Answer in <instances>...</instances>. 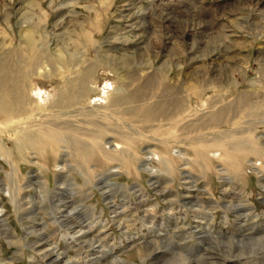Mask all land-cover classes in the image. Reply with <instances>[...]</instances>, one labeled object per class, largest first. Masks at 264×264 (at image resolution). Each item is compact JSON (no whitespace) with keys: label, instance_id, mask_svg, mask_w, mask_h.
<instances>
[{"label":"rangeland","instance_id":"rangeland-1","mask_svg":"<svg viewBox=\"0 0 264 264\" xmlns=\"http://www.w3.org/2000/svg\"><path fill=\"white\" fill-rule=\"evenodd\" d=\"M24 20L29 22L26 24ZM22 25L37 29L34 35L37 44H44L49 55L53 56L56 47H61L63 54L69 57V53L79 49V58L75 56L76 75L87 64L95 63L98 54H108V60L112 53L118 58L121 55L115 52L118 47L131 52L134 66L114 71L106 64L95 65L91 85L85 91L86 100L79 103L81 106L76 104L62 109L67 113L61 115L60 120H71L77 126L74 135L76 137L80 131L82 139L78 138L79 134L76 138L85 144L88 156L81 151L79 155L77 149L64 144L48 145L42 149L46 153L41 151L40 155L27 145L20 156L12 143V139H19L14 131L15 123H21L23 128L27 125L26 129L30 127L34 134L41 135L38 132L40 126L45 128L47 125L44 119L53 121L56 116L53 114L59 109L51 107L50 103L56 92L53 89L57 90L65 81V75L70 73L61 72L58 65L51 76L36 74L30 78V95L42 101L27 106L35 105L36 110L11 121L0 117V144L10 152L6 148L0 149V208L3 210L0 217V264H52L41 258L44 240L32 245L42 239L34 229L39 230L43 225L32 231L26 229L35 226V213L45 222L43 235L62 251L60 263L93 264L99 261L104 264L102 261L112 252L125 260L123 264H259V260H248L264 256V114L261 113L264 109V0H0V57H6L14 49L30 54L25 40L21 39ZM199 31L202 35H197ZM218 53L223 55V61ZM61 65L66 66L64 62ZM198 66L200 69H196ZM45 69L44 72H50ZM144 69L147 74L155 73L164 84L170 82L183 94L186 104L191 105L184 111L185 115L189 114L188 119L182 118L185 120L182 122L181 117H177L175 123V119L160 117L159 121L149 122L132 114L112 112L109 103L116 90L122 87L127 91L134 90L136 82L132 84L134 87L128 88L123 82L126 84L132 74L140 71L138 76L142 83L146 76L142 72ZM194 79L209 84L194 93L187 88ZM104 86L109 88L106 94L103 93ZM157 86L152 95L156 97L151 98L153 102L162 98L165 90V85ZM244 91L253 93L254 100L259 105L262 103V108L248 114L249 108L244 106L235 119L220 120V123L210 116L207 120L199 119L232 105ZM50 93L53 94L49 96ZM170 106L167 104L166 108ZM191 110L197 111H193L194 114L190 113ZM110 122L114 126L111 127ZM205 122L213 124L205 128L196 125ZM172 124L175 126L171 127ZM187 124L191 125L189 130L185 129ZM217 126L222 129L218 130ZM94 130L97 133L102 131L98 136L103 146L113 145L111 149L103 147L107 155H103L101 147L93 145ZM233 131L242 133L241 137L235 134V138L246 140L247 149H228L229 153L219 147L206 149L203 146L206 140L217 135H231ZM117 143L119 148L115 147ZM197 149L202 152L200 156L207 151L205 159L198 156ZM214 151L220 155L213 156ZM235 153L236 163H228L226 156ZM155 154L167 159L162 156L161 161L153 159L146 164L155 170L152 175L143 170V160L145 156ZM116 156L121 160L124 156L125 162ZM39 196L51 199L59 206L64 197L70 196L76 200V205H82L93 225L92 233L97 235L94 246H70L68 238L66 240L63 236L64 229L54 224L51 215L47 214L51 210L48 207L50 201L47 199L40 207L36 201ZM241 221L249 228L255 227L253 240H246L241 235L237 228Z\"/></svg>","mask_w":264,"mask_h":264},{"label":"bare ground","instance_id":"bare-ground-1","mask_svg":"<svg viewBox=\"0 0 264 264\" xmlns=\"http://www.w3.org/2000/svg\"><path fill=\"white\" fill-rule=\"evenodd\" d=\"M182 10V9H181ZM139 11V10H138ZM26 12V11H25ZM180 12V11H179ZM33 13V12H32ZM177 13V12H175ZM23 15V14H22ZM21 15V16H22ZM26 15V14H25ZM39 16V15H38ZM23 17V16H22ZM61 18V17H60ZM64 18V17H63ZM25 19V18H24ZM27 19V18H26ZM167 19V18H166ZM168 20V19H167ZM24 23L27 24V22H29L28 20H24L23 21ZM63 22V21H62ZM169 23L170 20H168ZM37 24V23H36ZM35 24V25H36ZM167 24V23H166ZM173 25V24H172ZM23 29L21 31L22 35H21V39L22 40H25V43L26 45L29 47V53L27 55V53H23L22 49H14L11 51V53H8L6 55V57H0V117H4L6 118L7 120L11 121L12 119H15V118H20L21 116H25L27 114H29L28 112L30 110H36L35 108V105L34 107L30 106L31 108H28V103H31L33 105V103L35 102V104L39 101L41 102L42 99H40L39 97H32L30 95V90L29 88L31 87H28L30 85V82H31V79L34 75L36 74H39V75H43L45 77H48V76H51L54 72L56 68V66L58 65V67L60 66V69H61V72H70L67 75H65V81L62 82V84L59 86V88H57V90H54L53 91H56L53 95V98H52V101L50 102L51 103V107H55L58 108L59 110L57 112H54L53 115H56L55 117H53V121L52 120H48L47 121L44 119L45 123L47 124L46 127L44 128L42 125L40 126V129H39V134L41 135H36L33 133V131L29 128L26 129L27 125L25 126V128H23L21 126V123H18V125H13L19 139L17 138V140L15 139H12V143L15 147V149H17V151L19 152V155L22 156V151L24 150L23 148L28 145H30V147L32 146L34 148V150L38 151L39 155L41 154V151H44L42 150L43 148H45L46 146L48 145H61V144H64L66 146H68L69 148L71 149H77L79 152V155H80V151L84 154L85 152V155L88 156L89 154V150H86L85 151V144L78 138H81L82 136H80L79 132V136L78 137V134H76V138L75 137V133H77V126H75V124L71 121V120H66V121H61L60 120V117H62L64 114L67 113V111L63 112L62 109L63 108H69L71 106H74L76 104H79L80 102H83L86 100V94H85V91L86 89L89 87V84L92 80H91V76H92V72L94 71V67L95 65H99V64H106L108 65V67H111L114 71H119L123 68H127L128 67H131V66H134V59L133 57L131 56V52H129L128 50H123V48L121 47H118L115 52L117 54H121L119 55L118 58L117 55H114L112 53V56L111 54L109 55L110 56V60L107 59V55L106 56H103L102 54H98V57H97V60L95 61V63H90V64H87L88 66H86L83 70H81L80 74L76 73L74 74L75 72V68H76V64H77V61L75 60V56H77V53H78V50L74 53H69L70 57L67 56V55H64L63 53V50L62 48H57L54 49V53H53V56L50 54H48V51L47 49L45 50L43 47H44V44H41V45H38L37 44V41L34 37L36 30H34L31 26H28V25H22ZM175 26V25H174ZM82 27V26H81ZM168 27V26H167ZM172 29V28H171ZM86 30V29H85ZM84 30L85 33H87L86 31ZM209 30V29H208ZM210 31V30H209ZM207 32V31H206ZM34 33V34H33ZM45 33V32H44ZM49 33V32H48ZM83 33V31L81 32ZM172 34V33H171ZM196 34V33H195ZM205 34V32H204ZM208 34V33H207ZM197 35H202L201 31H199V33H197ZM211 35V33H210ZM173 36V35H172ZM204 36V35H203ZM41 39H42V36H40ZM84 37L86 39H89V36L87 35H84ZM50 38V37H49ZM94 39V38H93ZM40 40V39H39ZM204 39H202L203 41ZM125 41V40H124ZM207 41V40H206ZM209 41V40H208ZM123 42V41H122ZM200 42V41H199ZM207 43V42H206ZM18 45V44H17ZM21 46V45H20ZM6 47V46H5ZM53 47V46H52ZM136 47V46H135ZM202 47V46H200ZM209 47V46H208ZM7 48V47H6ZM21 48V47H20ZM141 48V47H140ZM145 48V47H144ZM206 48V47H205ZM40 49V50H39ZM10 52V51H9ZM138 52V51H137ZM94 53V52H93ZM101 53V52H100ZM140 53V52H139ZM219 54V53H218ZM1 56V55H0ZM78 57V56H77ZM82 57V56H81ZM219 57H220V60L223 61V55L222 54H219ZM79 58V57H78ZM88 58V57H87ZM217 58V57H216ZM227 58V57H226ZM215 59V58H214ZM27 61H29L27 63ZM79 61V60H78ZM227 61V60H226ZM66 64V66L64 65H61V63ZM82 62V60H81ZM89 62V61H88ZM141 62V61H140ZM214 63V65H218L219 63H216V62H212ZM211 63V64H212ZM147 65V64H146ZM221 65V64H220ZM226 65V64H225ZM228 65V64H227ZM231 66V65H230ZM52 67V68H51ZM218 67V66H217ZM44 68H46L47 70H50V72L47 71L44 72ZM82 68V67H81ZM45 69V70H46ZM79 69V68H78ZM147 69V68H146ZM162 69V68H161ZM159 68V70H161ZM196 69H200V66H198ZM205 69V68H204ZM221 70V68H220ZM78 71V70H77ZM134 71V70H133ZM153 71V70H152ZM197 70H195L196 72ZM219 71V70H218ZM224 71V70H223ZM230 71V70H229ZM138 72V71H137ZM142 72L144 74H146V76H144V81L141 83L139 82V79L140 77L138 76L140 74V71H139V74H132V81H130V83L126 82V84L123 82V86H125L126 88H128L129 86H132L134 87V85H132L134 82L137 83V87L134 89V90H131V91H127V89L125 88H119L117 89V93L116 95L112 98L111 103H109L112 108V112L114 111L115 113H122V114H132L134 116H139L140 119L141 117L143 119L148 120L149 122L150 121H154V120H160L159 118L160 117H163L165 120H171V119H175L177 117H181V120L182 118H185L186 116L188 115H185L184 114V111L187 110V108H190L191 105H188L186 104L185 102V99L184 97L182 96L183 94L180 93V91L178 89H176L175 86L169 84L170 82H168V85L164 84V80H162L160 78V80H158V76H156L155 73H151L148 71H145L142 70ZM215 72V71H214ZM221 72V71H220ZM244 72V71H242ZM130 73V71L128 72ZM134 73V72H133ZM141 73V74H143ZM61 74V73H60ZM63 74V73H62ZM61 74V75H62ZM193 74V73H192ZM196 74V73H194ZM203 74V73H202ZM213 74H217V73H213ZM128 75V74H126ZM58 76V75H57ZM204 76V75H203ZM122 77V76H121ZM124 77V76H123ZM185 77V76H184ZM190 77V76H188ZM198 77V75L196 76ZM213 77V76H212ZM215 77V76H214ZM228 77V76H227ZM31 78V79H30ZM30 79V80H29ZM114 79V78H113ZM121 79V78H120ZM126 79V78H125ZM188 79V78H187ZM186 79V80H187ZM217 79V77H216ZM171 80V79H170ZM229 80V79H228ZM262 80V79H261ZM118 81V79H117ZM122 81V80H121ZM167 81V79L165 80ZM188 81V80H187ZM211 81V80H210ZM221 81V80H220ZM184 82V81H183ZM215 82V81H214ZM227 82V81H226ZM236 82V81H235ZM259 82V81H258ZM114 83V82H113ZM173 83V82H172ZM249 83V82H248ZM254 83H256L254 81ZM33 84V82L31 83ZM122 84V82L120 83ZM157 84H163L165 85V90L164 93H163V96L162 98L159 97V99L155 102V99H154V102L151 100V98H154L156 97V95H154V97L152 96L153 93L155 92L156 88L158 87ZM175 84V83H174ZM207 84H209V82L207 83L205 80H199V79H194V82H190V84H188V89L189 90H192V92L194 91L195 92H200L201 90H203L204 86H207ZM212 84V82H211ZM220 84V83H219ZM232 84V83H231ZM237 84V83H236ZM235 84V85H236ZM260 84V83H259ZM118 85V84H117ZM186 85V84H185ZM249 85V84H248ZM252 85V84H251ZM31 86V85H30ZM33 86V85H32ZM107 86V85H106ZM112 86V85H111ZM121 86V85H120ZM128 86V87H127ZM183 86V85H182ZM211 86V85H210ZM209 86V87H210ZM216 86V85H215ZM218 86V85H217ZM222 86V85H221ZM238 86V85H237ZM254 86V84H253ZM131 87V88H132ZM161 87V86H160ZM264 87V86H263ZM105 88V86H104ZM130 88V89H131ZM163 88V87H162ZM206 88V87H205ZM251 88V87H250ZM262 88V87H261ZM112 89V88H111ZM110 89V90H111ZM241 89V88H240ZM109 88H105L103 89V93H107L109 92L108 91ZM184 90V89H183ZM211 90V89H210ZM229 90V89H228ZM264 90V89H263ZM52 91V92H53ZM227 91V90H226ZM250 91V90H249ZM257 90H255L256 92ZM114 92V91H113ZM185 92V90H184ZM238 92V91H237ZM236 92V93H237ZM254 92V93H255ZM264 92V91H263ZM92 93V92H91ZM105 93V94H106ZM215 93V92H214ZM232 93V92H231ZM261 93V92H260ZM49 94V93H48ZM50 93L49 96L52 95ZM111 94V92H110ZM109 94V95H110ZM155 94V93H154ZM193 94V93H192ZM221 94V93H220ZM229 94V93H228ZM37 95V94H36ZM88 95V94H87ZM103 95V94H102ZM207 95V94H206ZM263 95V93L261 94ZM258 96V95H257ZM106 97V96H105ZM196 97V96H195ZM201 97V95H200ZM263 97V96H262ZM108 98V97H107ZM158 98V97H157ZM218 98V97H217ZM229 98V97H228ZM260 98V97H259ZM196 99V98H195ZM44 100V99H43ZM48 100V98H47ZM101 100H103V98H101ZM106 100V98L104 99ZM193 100V99H192ZM198 100V99H196ZM219 100V99H218ZM221 100V99H220ZM232 100V99H231ZM260 100V99H259ZM212 101V100H210ZM209 101V102H210ZM261 101V100H260ZM108 102V101H107ZM194 102V101H193ZM205 102V101H203ZM216 102V101H215ZM259 102V101H258ZM47 103V102H46ZM197 102L195 101V104ZM200 103V101H199ZM219 103V102H218ZM42 104V103H41ZM83 104V103H81ZM100 104V103H99ZM103 104V102H102ZM172 105L170 106L169 108L167 107L166 108V105ZM194 104V105H195ZM207 104V103H205ZM215 104V103H214ZM222 104V103H220ZM218 104V105H220ZM80 105V104H79ZM212 105V104H211ZM262 105V103H261ZM261 105L257 104V102L254 100V95L253 93H250V92H247V91H244V92H240V94L238 95L237 99L235 100V102L232 104V105H228V106H225V107H222V108H219L217 109L216 111H212L211 113H209L208 115H203L202 117H199L200 120H207L208 119V116H210L211 119L215 120L216 122L220 123V120H223L224 119H235V117L241 113L239 112L240 109L244 106H247L249 108L248 110V114L249 113H253L256 111V109H260L262 107H260ZM45 106V105H44ZM81 106V105H80ZM108 106V107H109ZM189 106V107H188ZM98 107V106H97ZM204 107V105H203ZM216 107V106H214ZM46 108V107H45ZM49 108V107H48ZM100 108V107H99ZM104 108V107H103ZM110 108V107H109ZM205 108V107H204ZM217 108V107H216ZM42 109V108H41ZM44 109V107H43ZM97 109V108H96ZM212 109V107H211ZM49 110V109H48ZM76 110V109H74ZM78 110V109H77ZM81 110V109H80ZM110 110V111H111ZM190 110V109H189ZM199 110V109H198ZM247 110V108H246ZM245 110V111H246ZM262 112L264 114V109L262 108ZM101 111V110H100ZM195 111V110H193ZM191 110L190 113L193 112ZM197 111V110H196ZM195 111V112H196ZM243 111V109H242ZM244 111V112H245ZM47 112V111H46ZM53 112V111H52ZM70 112V111H69ZM73 112V110H72ZM87 112V111H86ZM111 112V113H112ZM71 113V112H70ZM97 113V112H96ZM194 113V112H193ZM205 113V112H204ZM106 114V113H105ZM114 114V113H113ZM195 114V113H194ZM243 114V113H242ZM48 115V114H47ZM62 115V116H61ZM116 115V114H114ZM125 115H121L122 117ZM32 116V115H31ZM49 116V115H48ZM117 116H120V115H117ZM129 116V115H128ZM244 116V115H242ZM240 116V117H242ZM250 116V115H249ZM71 117V116H70ZM76 117V116H75ZM192 117V116H191ZM22 118V117H21ZM20 118V119H21ZM98 118V117H97ZM117 118V117H116ZM127 118V117H126ZM129 118V117H128ZM187 118V117H186ZM189 118V116H188ZM187 118V119H188ZM263 118V116H262ZM138 119V118H137ZM164 119L162 121H164ZM243 120L245 119L242 118ZM37 120V119H36ZM142 120V119H141ZM95 121V120H94ZM99 121V120H98ZM120 121V120H119ZM123 121V120H121ZM125 121V120H124ZM128 121H132V120H128ZM138 120H136L137 122ZM140 121V120H139ZM143 121V120H142ZM141 121V122H142ZM144 121V122H145ZM147 121V122H148ZM173 121V120H172ZM185 121V120H184ZM182 120V122H184ZM210 121V120H209ZM229 121V120H228ZM22 122V121H21ZM97 121H95L96 123ZM126 122V121H125ZM171 122V121H170ZM176 123V119L174 121ZM242 123H244L242 120L240 121ZM260 122V121H259ZM103 123V122H102ZM135 123V121H134ZM152 123V122H151ZM174 123V124H175ZM180 123V122H179ZM215 123V122H214ZM222 123V122H221ZM28 124V123H27ZM41 124V123H40ZM90 124V123H89ZM111 124V122H110ZM108 123V126L110 125ZM124 124V123H123ZM132 124V123H131ZM174 124L171 125L172 126H175ZM196 124V123H195ZM213 123H210L208 124V122H205V123H199V124H196L198 125L199 127L200 126H209V125H212ZM233 124V123H232ZM251 124V123H249ZM254 125V123H252ZM31 125V124H30ZM95 124H93L94 126ZM98 125V123H97ZM113 124H111V127H112ZM122 125V124H121ZM134 126L138 127L136 124H133ZM183 125V123H182ZM227 125V124H226ZM236 125V124H235ZM244 125V124H242ZM114 126V125H113ZM118 126V125H117ZM141 126V125H140ZM185 126V125H184ZM240 126V125H239ZM239 126L237 128H239ZM97 127H102V126H97ZM96 127V128H97ZM123 127V126H122ZM121 127V128H122ZM234 127V126H233ZM242 127V126H241ZM11 128V127H10ZM17 128V129H16ZM79 128V126H78ZM105 128V127H104ZM130 128V127H129ZM128 128V129H129ZM170 128V127H169ZM191 128V125L190 124H187L185 126V129H188ZM194 128V127H193ZM196 128V126H195ZM194 128V129H195ZM207 128V127H206ZM209 128V127H208ZM222 129V127H220ZM219 128V129H220ZM224 128V127H223ZM231 128V127H230ZM26 129V130H25ZM30 129V132L28 131ZM82 129V128H81ZM86 129V128H85ZM113 129V128H112ZM120 129V128H119ZM117 128V130H119ZM142 129V128H140ZM217 129H218V126H217ZM215 129V130H217ZM218 129V130H219ZM236 129V128H235ZM80 130V129H79ZM83 130V133H85V130ZM81 130V131H82ZM91 130V129H89ZM97 130V129H96ZM104 131V129H101ZM115 130V131H117ZM123 130V129H122ZM133 130V129H132ZM145 130V129H144ZM187 130V131H188ZM193 130V129H192ZM217 130V131H218ZM224 130V129H223ZM230 130V129H228ZM239 130V129H238ZM252 130V129H251ZM250 130V131H251ZM98 131V130H97ZM112 131V130H110ZM114 131V132H115ZM169 131V130H168ZM185 130H183L184 132ZM194 131V130H193ZM208 131H212V130H208ZM207 131V132H208ZM37 132V133H38ZM93 131H91L90 134H92ZM96 131L94 130V133ZM102 132V131H100ZM100 132H96L95 134L93 133L92 137H93V140L95 142V144L93 145H97L98 147H101V150L99 149V151L103 152L102 154L103 155H107L105 150L103 147L105 146V148H108V149H111L113 147L112 144H109V145H102L103 144V141L101 142V138H99L98 134ZM109 132V131H108ZM122 132V131H121ZM225 132V131H224ZM228 132V131H227ZM247 132V131H246ZM112 133V132H110ZM116 133V132H115ZM120 133V132H119ZM132 133V132H131ZM222 133V132H221ZM232 133L234 134H231L228 133V134H225L224 136H220V135H217L215 138L211 139V140H206V142L204 143L203 142V146L206 147V149L211 146H214V147H219L222 148V150H244V149H247L249 146L246 145V140L243 141L240 137L242 135H240L241 132H235L233 131ZM89 134V133H88ZM89 134V135H90ZM117 134V133H116ZM123 134V133H122ZM125 134V133H124ZM123 134V135H124ZM130 134V133H129ZM128 134V135H129ZM211 134V133H210ZM218 134V133H216ZM220 134V133H219ZM235 134H239L240 137H237L235 138ZM242 134V133H241ZM85 135V134H84ZM127 135V134H125ZM132 135V134H131ZM199 135H202L201 133ZM246 134H244V137H245ZM130 136V135H129ZM91 137V136H90ZM91 137V138H92ZM101 137V135H100ZM213 137V136H212ZM118 138V137H117ZM129 138V137H128ZM133 138V137H132ZM82 139V138H81ZM86 139V138H85ZM193 139V138H192ZM202 139V137H201ZM1 140V139H0ZM87 140V139H86ZM177 140V139H176ZM197 140V138H196ZM85 141V140H83ZM194 141V140H193ZM198 141H201L200 139H198ZM204 141V139L202 140ZM248 141V140H247ZM1 142V141H0ZM111 142V141H110ZM165 142V141H164ZM253 142V141H252ZM88 143V142H87ZM105 143V142H104ZM194 143V142H193ZM200 143V142H199ZM254 143V142H253ZM201 144V143H200ZM257 144V142H256ZM89 145V144H88ZM0 149L3 151V149H7V147L4 148V145L3 144H0ZM94 146V147H95ZM87 147V146H86ZM115 147L116 148H119V143L115 144ZM122 148V147H121ZM194 148V147H193ZM204 148V147H203ZM88 149V148H87ZM93 148L91 147V150ZM114 149V148H113ZM254 147L251 148V150H253ZM29 150V149H28ZM66 150V149H65ZM124 150V149H123ZM194 150V149H193ZM196 150V149H195ZM194 150V151H195ZM211 150V149H210ZM228 150V151H229ZM7 151L9 152V150L7 149ZM30 151V150H29ZM31 151H33L31 149ZM206 151V150H205ZM203 151V152H205ZM209 151V149H208ZM225 151V152H226ZM227 151V152H228ZM261 151V150H260ZM45 152V151H44ZM69 152V151H68ZM91 152V151H90ZM115 152V151H114ZM199 153H197V155L199 157L202 158V156H204V159L206 158L205 155H206V152L204 155H201L202 152L197 151ZM225 155H227V153H225ZM251 152V151H250ZM259 152V150H258ZM10 153V152H9ZM36 153V152H35ZM46 153V152H45ZM65 153V152H64ZM108 153V152H107ZM212 153V152H211ZM230 153V151H229ZM256 153V152H255ZM260 153V152H259ZM1 154V153H0ZM236 154V153H235ZM231 155V154H228V156H226V161L230 164L232 163H236V159L237 157L235 158L234 156H237V154L235 155ZM262 154V153H260ZM264 154V153H263ZM63 155V154H62ZM68 155V154H67ZM162 155V154H161ZM181 155V153L179 154ZM219 152L216 153L214 151V154L213 156H219ZM258 155V154H257ZM72 156V155H71ZM77 156V155H76ZM109 156H110V151H109ZM115 156V155H114ZM125 156V155H124ZM123 156V157H124ZM163 156V155H162ZM162 156H159L157 154L155 155H150L148 157L145 156V160H143V170L149 172L150 174L154 175L155 173V170L149 166V165H146V164H149L151 161L150 160H157V161H161V157ZM264 156V155H263ZM79 157V156H78ZM76 157V158H78ZM111 157V156H110ZM118 157H119V154H118ZM121 157V156H120ZM122 157V160L121 161H124ZM126 157V156H125ZM164 157V156H163ZM239 157V156H238ZM75 158V159H76ZM137 158V157H136ZM165 158V157H164ZM200 158V160H201ZM44 159V157H43ZM83 159V157L81 158V160ZM116 159L117 156H116ZM118 159V160H119ZM167 159V158H165ZM66 160V159H65ZM133 160V159H132ZM197 160V158H196ZM199 160V158H198ZM120 161V162H121ZM131 161V160H130ZM164 161V160H163ZM167 161V160H166ZM225 162V160H223ZM77 162V161H76ZM85 162V160H84ZM87 162V161H86ZM125 162V161H124ZM226 162V163H227ZM83 161L79 164H82ZM168 163V162H167ZM169 164V163H168ZM60 165V164H59ZM123 165V163L121 164ZM126 165V164H124ZM253 165H255L253 163ZM63 166V165H62ZM66 167V166H65ZM120 167H123V166H120ZM62 168V167H61ZM14 171V170H13ZM113 172V171H111ZM108 173V172H107ZM110 173V172H109ZM108 173V174H109ZM9 174V173H8ZM7 174V175H8ZM59 177V176H58ZM103 177V176H102ZM101 179V178H100ZM104 179V178H103ZM11 182V181H10ZM86 182V181H85ZM15 183V182H14ZM108 183V182H107ZM67 185V184H66ZM102 187V186H101ZM264 187V186H263ZM106 188V187H105ZM104 188V189H105ZM111 188V187H110ZM44 189V188H43ZM59 189V188H58ZM103 189V190H104ZM39 190V189H38ZM12 191V190H11ZM42 192V191H41ZM40 193V192H39ZM38 193V194H39ZM64 193V192H63ZM8 194V193H7ZM12 194V193H11ZM37 194V193H36ZM41 194V193H40ZM46 194V193H44ZM43 194V195H44ZM55 194V193H54ZM58 194V192L56 193ZM62 194V193H61ZM49 195V194H48ZM47 195V196H48ZM105 195V194H104ZM194 195V194H193ZM54 196V195H53ZM58 196V195H57ZM107 196V195H106ZM49 197V196H48ZM55 197V196H54ZM59 197V196H58ZM33 198V197H32ZM107 198V197H106ZM48 199V198H47ZM46 198H42V197H38L36 199L37 203L41 204L40 207H42L46 201H48ZM63 201V204H61V206H59L57 203L55 202H52L51 199L49 200L50 201V205L48 206L49 208H51L50 212H46L47 214L51 215V219H52V222L54 224H56L57 226H59V228H63L64 229V238L67 240H69L68 244L70 246L72 245H80L81 246H94V243L97 242V235L92 233V228H93V225H91V223H89V217L84 213V209L81 207L82 205L78 204L76 205V200H72L70 199V196H66L64 197V199H62ZM59 201V200H58ZM35 203V202H34ZM59 203V202H58ZM35 207V206H34ZM46 206H44L45 208ZM80 207V208H79ZM35 209V208H34ZM33 209V210H34ZM245 209V208H244ZM36 214V213H35ZM34 214V220H35V226L34 225H31L29 226L28 229L29 231L34 228H37L36 226H39V225H43L41 229L37 230V229H34V232H37L36 235H38V237L40 236L42 239L41 240H38L36 242H33L32 245H35L39 242H41L42 240L45 241L44 243V247L40 250V254L42 255V260L43 261H47L48 263H52V264H68L67 262H59L61 257H62V251H60L57 246H55L54 244H52L46 236L43 235V233L45 232V222H43V220L39 217H37L36 215ZM3 216V210L2 208H0V217ZM198 223V222H197ZM242 223V221H241ZM252 223V222H251ZM202 224V223H201ZM200 224V226H201ZM194 226V225H193ZM255 226V225H254ZM199 228V227H198ZM237 228L240 230L241 232V235L243 237H246V240H253L254 239V234H253V231H256L254 230V228L252 227H247L246 223H242L240 225L237 226ZM25 229V230H26ZM257 229V227H256ZM259 229V228H258ZM263 229V228H262ZM57 230V229H56ZM203 230V229H202ZM181 231V230H180ZM189 231V230H188ZM236 231V230H235ZM170 232V231H169ZM260 232V231H259ZM159 233V232H158ZM163 233V232H162ZM235 233V232H234ZM153 234V233H152ZM191 234V233H190ZM208 233H206L207 235ZM203 235H205L203 233ZM209 235V234H208ZM216 235V234H215ZM231 235V234H230ZM169 236V235H168ZM173 236V235H172ZM183 236V235H182ZM194 236V235H193ZM67 237V238H66ZM147 237V236H146ZM185 237V236H184ZM49 238V237H48ZM145 238V237H144ZM155 238V237H154ZM171 238V237H170ZM147 239V238H146ZM153 239V238H152ZM163 239V238H162ZM161 239V240H162ZM169 239V238H167ZM202 239V238H201ZM234 239V238H232ZM236 239V238H235ZM134 240V239H133ZM144 240V239H143ZM183 240V239H182ZM237 240V239H236ZM138 241V240H137ZM171 241V240H170ZM14 242V241H13ZM132 242V241H131ZM148 242H151L148 241ZM168 242V240H167ZM236 243V241H235ZM17 244V243H16ZM171 244V243H170ZM173 244V243H172ZM237 244V243H236ZM251 244V243H250ZM53 245V246H52ZM134 244H131V246H133ZM166 245V244H165ZM240 246V244H239ZM238 246V247H239ZM179 247V246H178ZM180 248V247H179ZM237 248V247H236ZM39 250V249H38ZM126 250V249H125ZM205 250V249H204ZM241 251V249H240ZM104 252V251H103ZM121 252V251H120ZM237 252V251H236ZM261 252V251H260ZM259 252V253H260ZM263 252V251H262ZM238 253V252H237ZM254 253V252H253ZM258 253V252H257ZM158 254V253H157ZM252 254V253H251ZM159 256V255H157ZM156 256V257H157ZM240 256V255H238ZM259 256V255H258ZM226 257V256H224ZM106 258L108 259H104L102 262L104 264H123V263H126L124 259L120 258L118 255L110 252L108 256H106ZM154 258V257H153ZM228 258V257H227ZM226 258V260H227ZM232 258V257H231ZM162 259V258H161ZM250 260H248L249 262H252L254 260H259V264H264V256L261 257L260 259H253V258H249ZM159 261V260H158ZM218 261V260H217ZM216 261V262H217ZM222 261V260H221ZM239 261V260H238ZM38 262V261H37ZM234 262V261H233ZM73 263V262H72ZM100 262L97 261V262H94L93 264H99ZM183 263V262H182ZM188 263V262H187ZM237 263V262H236ZM235 263V264H236ZM231 264V263H230ZM254 264H257V263H254Z\"/></svg>","mask_w":264,"mask_h":264}]
</instances>
